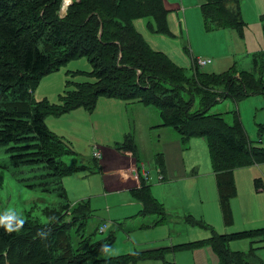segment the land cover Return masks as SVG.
I'll use <instances>...</instances> for the list:
<instances>
[{
	"label": "trees",
	"instance_id": "16d2710c",
	"mask_svg": "<svg viewBox=\"0 0 264 264\" xmlns=\"http://www.w3.org/2000/svg\"><path fill=\"white\" fill-rule=\"evenodd\" d=\"M25 2L26 5L19 0H0V123L5 124L0 125V143L7 146L18 142L19 138L20 143L25 138L31 142L39 140L33 145L35 150L30 149V141L24 143L21 147L25 151L17 155V162H42L50 169L55 158L58 161L62 155L63 141L45 130L42 119L46 115L58 116L79 107L93 111L99 97L122 100L126 105H149L156 109L162 122L152 128L165 126L175 130L179 135L178 143L183 147L191 137L206 143L219 210L223 222L228 225L232 218L230 201L236 192L232 172L252 163L262 164L264 144L253 146L246 140L235 111L230 112L231 125L227 124L222 112L208 111L223 100L239 101L248 95L264 93V84L257 78L261 73L258 71L259 55L253 56L254 72L236 71L231 66L223 72L208 73L195 63L188 76L180 66L168 60L164 52L153 50L134 29L135 18L142 17L154 19L159 31L166 27L168 11L162 0H76L66 5L62 13L58 5L62 0ZM18 8L24 10L20 12V22L17 21L19 15H13ZM200 9L207 31L232 29L242 37L244 22L238 0H203ZM77 56H83L92 65L89 74L94 78L92 82L69 81L67 86L72 89L64 88L58 105L50 107L44 106L42 101L27 102L40 76L57 70L65 61ZM261 64L263 68L264 62ZM195 104L197 109H193ZM39 106L50 108L51 113L41 111ZM120 145L133 152L132 155L136 154L132 143L123 140ZM64 169L62 175L66 176L71 169ZM51 170L49 175L52 176ZM145 181L141 176L137 188L132 190V199L140 204L138 212L144 217L157 216L149 226L165 224L167 214L151 196ZM52 218L50 225L38 226L29 220L0 216V245L6 247V255L1 253L0 261L7 264H136L140 258H163V248L103 258L108 241H92L93 235H84L86 239L79 240V246H73L68 241L70 236L65 225L57 218L52 225L55 219ZM9 226L12 231L7 230ZM255 233L264 236V228L223 235L211 231L206 242L218 255L220 262L217 264H261L252 245L247 253L228 249L233 238H249L254 242L257 240Z\"/></svg>",
	"mask_w": 264,
	"mask_h": 264
},
{
	"label": "rangeland",
	"instance_id": "374dc122",
	"mask_svg": "<svg viewBox=\"0 0 264 264\" xmlns=\"http://www.w3.org/2000/svg\"><path fill=\"white\" fill-rule=\"evenodd\" d=\"M19 1L20 4L26 5L25 0ZM64 1L59 2L58 5L62 4L60 8L63 4L66 6L76 0H70L68 3ZM202 2L203 0H165L173 9L165 15L164 29L159 31L151 17L135 18L134 29L153 50L164 52L168 60L180 66L188 76L192 74L191 68L195 66V58L209 59L211 63L205 65L202 71L210 73L223 72L231 66L236 71L254 72L252 56L257 54L258 71H261L257 78L264 84V65L261 68V63L264 62V0H238L240 16L244 22L242 37L232 29L207 31L200 16ZM21 10L24 11L18 8L13 13L19 15L18 22L22 20ZM64 10L62 9L60 13ZM91 69L92 65L83 56L67 60L57 70L52 69L50 73L40 76L36 85L31 88V97L26 100L33 104L42 101L45 102L44 106L50 107L58 105L64 88L72 89L67 86L69 81L78 83L94 80L89 75ZM235 76L239 77L237 74ZM106 99L97 98L93 111L87 112L79 107L58 116L51 114L43 117L45 130L56 135L64 144L62 155L58 161L55 158L50 166V169H53L52 176L49 175V167L47 166L48 170L46 164L42 162L33 163L30 159L25 163L17 162V155L25 151L21 146L30 141L29 144L32 145L30 149L33 150V145L39 140L31 142L32 140L25 138L20 143L18 137V142L10 145L3 146L5 143H0L1 217L24 222L29 220L38 226L50 225L52 217L55 218L52 225H55L59 219L61 225L67 228L70 236L68 241L73 246L78 245L79 240L86 239L84 235H93L92 241L98 239L108 241V246L102 254L103 258L140 252L144 249H165L162 252V259L140 258L136 264H217L220 259L215 254L213 246L206 242L211 231L216 234H232L249 228H263L260 227L264 226L261 225L264 224L263 217L258 219L261 221H255L241 209L231 208L232 203L237 204L238 208L243 206L240 186L236 179L233 181L236 186L235 196L229 206L232 218L228 225L223 222L215 187L212 184L214 176L210 170L207 148L197 137H191L186 146H182L184 152L181 157L185 159L186 167L194 168L193 171L197 170L201 176L193 175L177 182L153 185L163 200L162 203L158 202L164 208V213H171L174 219H171L170 225L158 223L147 225L157 216L153 214L142 216L138 212L140 205L132 199V191L129 193L107 191L109 189L106 187L113 185L111 182L115 177L106 173L114 165L110 159L112 153L109 146L115 148V145H118L120 146L118 151H128L120 145L122 141L135 146L136 141L139 146V159L145 165L149 164L146 169L151 172V181L157 182L153 154L157 148L155 142L157 130L154 129L159 127L147 131L151 116L149 110L154 114L152 121L161 122V119L155 113L154 107L150 109L149 105L140 104L134 106L132 119L128 113H122L120 106L113 102L106 103ZM11 105L17 107L14 103ZM40 109L51 113L50 108ZM193 109H197L196 104ZM232 111L238 114L239 123L246 133V140L251 141L253 146L264 144V93L248 95L239 101L223 100L208 112L214 114L222 112L227 124L231 125ZM25 121L29 122L26 118ZM0 125L5 126L2 123ZM165 128L170 135L178 134L170 127ZM166 130L163 131L162 138L169 137ZM128 152L133 154L131 151ZM64 167L71 169L66 176L62 175ZM141 176L142 174L137 171V184ZM260 182L257 187L263 186L262 179ZM153 197L157 200L155 196ZM263 198L264 195L260 194L259 201H263ZM100 224H105L104 232L98 229ZM255 236L259 240L261 233H255ZM200 241L204 243L201 244ZM180 245L182 247H178ZM228 247L232 252L247 253L251 247V239L233 238L229 241ZM1 253L6 255V247L0 245V258ZM255 254L264 264V243L258 245ZM0 264L7 263L1 260Z\"/></svg>",
	"mask_w": 264,
	"mask_h": 264
},
{
	"label": "crops",
	"instance_id": "0c3cea01",
	"mask_svg": "<svg viewBox=\"0 0 264 264\" xmlns=\"http://www.w3.org/2000/svg\"><path fill=\"white\" fill-rule=\"evenodd\" d=\"M163 4L165 6V9L167 11L173 9L170 8V6L168 4L165 3V0H162ZM218 30V29H216ZM257 55V54H255ZM253 55V56H255ZM252 56V57H253ZM195 58L194 61H196ZM196 63V62H195ZM211 63V62H210ZM209 63V64H210ZM208 64V63H207ZM205 64V65H207ZM204 65V66H205ZM203 66V67H204ZM202 67V68H203ZM200 68V69H202ZM243 71V70H242ZM208 72V71H207ZM210 73V72H208ZM106 103H111L113 102L116 106H120L122 113L124 114L125 112L129 114V116L133 119L132 117V112H133V108L136 105H139L140 103H134V105H126V103H124L122 100H116V99H112V98H108L106 97ZM119 102V103H118ZM141 105V104H140ZM150 109L151 106H150ZM150 115L149 116V125L147 126V131L154 129L152 128V125H161L162 122L160 121H152L154 114L153 112H151V110H149ZM134 130V127L132 128ZM166 130L165 127H159L157 129V133L155 134V142H156V153L153 154V158L155 159V163L154 165L155 167V172H156V176H157V182L156 181H151V172H148L146 167L149 166V164L145 165L141 159H139V146L137 145L136 141H135V150H136V154L132 155L130 152L126 151V150H122V151H118L119 146L115 145L117 142H114L115 144V148L114 146H109V148L111 149V160H113V167H111L109 169V171H106V173L111 174V175H115L114 179L112 180V184L110 187H106L109 193L110 192H115V193H129V191H132L134 189L137 188V178H136V172L139 171V173L142 174V176L145 178V182L146 184L150 187V192H152L151 194L153 196H155L157 198V200L162 203V198H160L157 192V189H155V187H153V185H157V184H164L165 182L167 183H172V182H177L179 181V179H186L188 176H201V174H199V172L193 171V169H190L187 166L185 159L183 157H181L183 155V148L180 145V143H178V138L179 135H170L168 130H166V134L169 137H163V131ZM132 130V131H133ZM165 133V132H164ZM199 139V138H198ZM201 140V139H200ZM203 142V140H201ZM207 151H208V147L206 145V143L204 142ZM261 145L263 143H260ZM185 150V149H184ZM208 155V153H207ZM135 156V158H133ZM210 159V158H209ZM103 160H105V158H103ZM106 161V160H105ZM139 161V164H138ZM161 163V165H160ZM137 165H139V170H137ZM211 165V163H210ZM211 170V167H210ZM243 173H240V172ZM190 172V174H189ZM212 175L213 171L211 170ZM238 173V174H236ZM233 174V178L232 180L238 183V185L240 186V197L241 199V204L243 206H240V208H238L237 204L234 205V203H232L231 208L234 209V207L238 210L241 209L243 211V213L247 214L249 217H251L252 219H255V221H261L258 220L259 218H264V198L263 201H259V195L261 194L262 196L264 195V162H262V164H249L247 167H243V168H235L234 171L232 172ZM262 179L263 182V186H259V187H255L256 185H260L261 182L260 180ZM215 179V177H214ZM214 179H212L213 181V185L215 187V192L217 193L216 190V184L214 183ZM151 181V182H150ZM259 181V182H258ZM233 182V183H234ZM151 183V184H150ZM235 184V183H234ZM170 185V184H167ZM236 187V186H235ZM262 187V188H260ZM215 193V195H216ZM151 195V196H152ZM217 198V195H216ZM234 198H232L233 200ZM218 201V198H217ZM139 204V203H137ZM140 205V204H139ZM219 205V202H218ZM168 213V212H166ZM167 223L165 224H169L170 225V221L171 219H174L171 215V213L167 214ZM156 220V219H155ZM154 220V221H155ZM153 221V222H154ZM152 222V223H153ZM152 223H148L147 225H151ZM104 225V224H103ZM264 225V224H261ZM263 227L264 226H260ZM106 229V227H105ZM251 229H255V228H251ZM249 229H245L244 231H249L251 230ZM256 229H260V228H256ZM242 231V230H240ZM237 233V232H236ZM223 235V234H221ZM262 235V234H261ZM259 240H254V242H252L251 240V245L255 250L257 249L258 245L264 243V236H260ZM254 244V246H253ZM242 252V251H241ZM256 255V254H255ZM256 258L260 261V263L262 264V260L256 255Z\"/></svg>",
	"mask_w": 264,
	"mask_h": 264
},
{
	"label": "built area",
	"instance_id": "2783aa9c",
	"mask_svg": "<svg viewBox=\"0 0 264 264\" xmlns=\"http://www.w3.org/2000/svg\"><path fill=\"white\" fill-rule=\"evenodd\" d=\"M206 63H209V60L208 59H196V64L199 66V67H203ZM103 227H100V230L102 229Z\"/></svg>",
	"mask_w": 264,
	"mask_h": 264
},
{
	"label": "clouds",
	"instance_id": "9594fccd",
	"mask_svg": "<svg viewBox=\"0 0 264 264\" xmlns=\"http://www.w3.org/2000/svg\"><path fill=\"white\" fill-rule=\"evenodd\" d=\"M0 223H2V221H0ZM7 230H8V231H12L13 229L9 226V227L7 228Z\"/></svg>",
	"mask_w": 264,
	"mask_h": 264
},
{
	"label": "bare ground",
	"instance_id": "6f19581e",
	"mask_svg": "<svg viewBox=\"0 0 264 264\" xmlns=\"http://www.w3.org/2000/svg\"><path fill=\"white\" fill-rule=\"evenodd\" d=\"M68 2H70V0H65V1H64V3H68ZM63 6H64V5H63ZM63 6H62V8H63Z\"/></svg>",
	"mask_w": 264,
	"mask_h": 264
}]
</instances>
